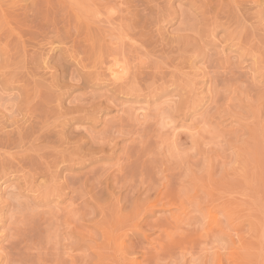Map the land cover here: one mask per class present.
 <instances>
[{
	"label": "rangeland",
	"instance_id": "rangeland-1",
	"mask_svg": "<svg viewBox=\"0 0 264 264\" xmlns=\"http://www.w3.org/2000/svg\"><path fill=\"white\" fill-rule=\"evenodd\" d=\"M0 264H264V0H0Z\"/></svg>",
	"mask_w": 264,
	"mask_h": 264
},
{
	"label": "bare ground",
	"instance_id": "bare-ground-1",
	"mask_svg": "<svg viewBox=\"0 0 264 264\" xmlns=\"http://www.w3.org/2000/svg\"><path fill=\"white\" fill-rule=\"evenodd\" d=\"M110 73L112 74V76L115 79H120V78H123L126 75V69H125L124 66L118 64L117 62H114V64L112 65ZM210 219H211L212 222H217V219L215 218V216L213 214H210Z\"/></svg>",
	"mask_w": 264,
	"mask_h": 264
}]
</instances>
